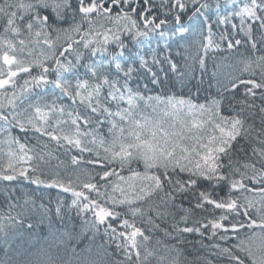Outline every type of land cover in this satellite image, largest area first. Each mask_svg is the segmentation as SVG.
I'll list each match as a JSON object with an SVG mask.
<instances>
[{"label":"snow or ice","instance_id":"obj_1","mask_svg":"<svg viewBox=\"0 0 264 264\" xmlns=\"http://www.w3.org/2000/svg\"><path fill=\"white\" fill-rule=\"evenodd\" d=\"M164 30L167 86L196 96L134 55ZM25 177L123 264H264V0H0V180Z\"/></svg>","mask_w":264,"mask_h":264},{"label":"trees","instance_id":"obj_2","mask_svg":"<svg viewBox=\"0 0 264 264\" xmlns=\"http://www.w3.org/2000/svg\"><path fill=\"white\" fill-rule=\"evenodd\" d=\"M183 23L187 25L191 23V19L186 18ZM168 27H172L171 22ZM184 31V28L177 26L178 33L182 34ZM156 38L159 43L153 44L147 54L144 52V45H137L134 55L140 61L147 58L151 63L155 60L156 70L160 71L159 79L164 80V85L159 86L157 91L161 94L167 92L178 95L183 90L196 96L191 88L184 90L179 81L175 88L167 86L169 82L165 79L164 71L167 65L161 64L160 59L167 60L170 64V54L175 53L179 57L181 53L175 48H169L170 41L175 38L174 34L164 30L149 37ZM130 67L134 69V66ZM213 70L212 62H209V73ZM204 87L209 88V91H201L197 98L199 103L204 102L203 96H215L217 91L215 80L210 81L208 76L205 77ZM148 92L152 93L151 87ZM247 155H251L250 150ZM240 158L242 161L246 159L244 154ZM85 220L91 222V214L77 213L68 193L39 185L26 177L14 181L0 180V264H37L40 258L48 257L54 264H62L63 260L71 257L75 264L83 257H95L100 246H103L104 264H123L124 252L108 239L104 226H101L98 234L93 235L84 228ZM64 232L70 233L72 238L66 243H60L59 238ZM194 239L190 237V240ZM184 255L190 261L195 257L192 243L185 246Z\"/></svg>","mask_w":264,"mask_h":264}]
</instances>
